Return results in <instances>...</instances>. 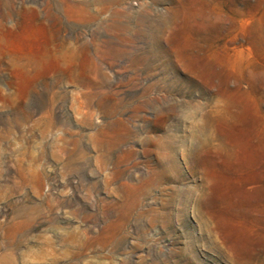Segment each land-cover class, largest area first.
I'll return each instance as SVG.
<instances>
[{
  "label": "rangeland",
  "instance_id": "374dc122",
  "mask_svg": "<svg viewBox=\"0 0 264 264\" xmlns=\"http://www.w3.org/2000/svg\"><path fill=\"white\" fill-rule=\"evenodd\" d=\"M0 264H264V0H0Z\"/></svg>",
  "mask_w": 264,
  "mask_h": 264
},
{
  "label": "bare ground",
  "instance_id": "6f19581e",
  "mask_svg": "<svg viewBox=\"0 0 264 264\" xmlns=\"http://www.w3.org/2000/svg\"><path fill=\"white\" fill-rule=\"evenodd\" d=\"M102 104V103H101ZM106 109V108H105ZM109 110H110V108H109ZM111 111V110H110ZM110 113V112H109ZM93 114V113H92Z\"/></svg>",
  "mask_w": 264,
  "mask_h": 264
}]
</instances>
